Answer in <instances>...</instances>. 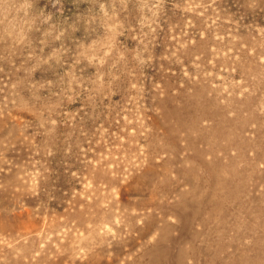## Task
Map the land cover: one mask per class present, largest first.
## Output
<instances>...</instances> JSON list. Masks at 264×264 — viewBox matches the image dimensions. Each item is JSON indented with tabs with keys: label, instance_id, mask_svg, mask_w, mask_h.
<instances>
[{
	"label": "rangeland",
	"instance_id": "374dc122",
	"mask_svg": "<svg viewBox=\"0 0 264 264\" xmlns=\"http://www.w3.org/2000/svg\"><path fill=\"white\" fill-rule=\"evenodd\" d=\"M0 264H264V0H0Z\"/></svg>",
	"mask_w": 264,
	"mask_h": 264
}]
</instances>
